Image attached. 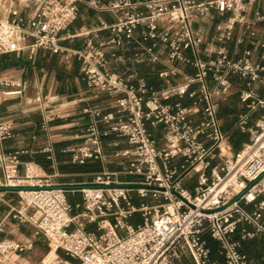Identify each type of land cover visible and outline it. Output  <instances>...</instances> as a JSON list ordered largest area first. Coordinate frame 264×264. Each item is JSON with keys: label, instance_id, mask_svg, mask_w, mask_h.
<instances>
[{"label": "built area", "instance_id": "2783aa9c", "mask_svg": "<svg viewBox=\"0 0 264 264\" xmlns=\"http://www.w3.org/2000/svg\"><path fill=\"white\" fill-rule=\"evenodd\" d=\"M82 1L4 0L0 56L28 53L32 58L41 49L64 51L62 33L77 21ZM111 9L122 16L116 25L102 23L114 34L110 40L99 45L88 40L84 50H65L80 61L88 87L117 99L109 112L86 108L89 121L81 139L63 153L73 164L94 161L105 168L78 187L82 203L73 205L69 191L48 177L34 169L20 176L9 167L19 164V152L2 153L5 178L0 187L15 190L20 201L12 216L33 225L35 236L68 257L53 264H181L184 258L193 264H254L241 247L243 241L264 237V99L254 89L264 85V53L255 61L258 50L264 51L259 35L264 0H122ZM214 12L228 17L216 27L209 47L196 23ZM138 26H143L142 41L150 45L134 61L158 65L160 49L168 65L160 78H180V83L159 89L144 77L125 78L108 69L107 48L123 47L126 32ZM233 78L246 80L248 87L240 94L246 112L236 127L250 135V143L237 153L216 107L217 99L229 96ZM22 94V84L0 82V109ZM173 98L180 101L172 103ZM101 125L129 148L104 140ZM15 137L13 123L0 119V145ZM107 148L117 149L112 161L125 163L124 169L108 168ZM135 214L142 219L137 226L128 222ZM33 249L34 242L2 241L0 264Z\"/></svg>", "mask_w": 264, "mask_h": 264}, {"label": "crops", "instance_id": "0c3cea01", "mask_svg": "<svg viewBox=\"0 0 264 264\" xmlns=\"http://www.w3.org/2000/svg\"><path fill=\"white\" fill-rule=\"evenodd\" d=\"M4 0H0V4ZM122 0H83L79 4V17L68 30L62 33L60 46L63 49L84 50L86 42L92 40L96 45L110 40L113 37L111 29H103L102 23L108 26L116 25L120 13L111 9ZM133 3H142L147 0H128ZM141 11H146L144 8ZM227 14L212 13L209 18L198 20L196 27L203 31L206 44L210 43L216 34V27L224 23ZM143 26H138L133 32H126L123 47L107 48L110 63L108 69L125 78L136 75L144 77L156 88H165L171 84L180 83V78H160L159 73L167 69V54L158 50L161 63L137 64L135 54L142 53L150 42H143L141 32ZM260 37L264 38V29L260 30ZM231 44V50L233 49ZM247 45L240 48V54ZM53 54L48 50H38L31 58L28 53L21 56L15 54L0 56V82L22 84L23 94L4 102L0 109V119L12 122L16 137L0 145L2 153L14 154L19 152V164H8L18 175L24 176L28 169L36 170L40 175L48 177L56 186L69 191L68 201L73 204L82 203V194L77 188L92 181L96 173L105 166L100 162L89 161L86 164H73L71 157L63 153L65 148L77 144L88 124L89 116L84 113L86 108L112 111L117 96L101 93L88 87L81 76V63L76 57L66 51ZM264 53L258 50L256 62ZM113 55H116L113 57ZM184 73L193 74L194 71L177 65ZM2 87V90H9ZM247 81L241 78L232 79L230 94L226 100L217 99L216 107L220 123L224 132L230 136V145L234 153L243 150L250 143V135L241 133L237 129L239 117L246 112L240 101V94L247 90ZM254 89L259 98L264 99V85L257 84ZM180 101L173 98L172 103ZM184 103H188L184 101ZM259 114L250 118L249 125L253 126ZM101 131L106 134L107 142H118V149L129 148V145L116 134L110 132L106 125H101ZM162 135V131L158 132ZM115 148H107L106 153L110 163V170H122L125 163L116 164L112 160ZM5 178L3 166L0 162V182ZM190 184H193L192 181ZM136 204L140 203L135 198ZM20 201L15 190L0 187V224H4V233L0 234V242L13 241L21 244L34 242V249L14 254L6 264H22V261L31 259L37 249L46 240L35 236L36 228L27 223H21L12 214L19 207ZM128 222L134 226L142 222L141 215L135 214ZM93 232L95 226L88 225ZM121 235L122 232H119ZM190 259L184 258L181 264H188Z\"/></svg>", "mask_w": 264, "mask_h": 264}, {"label": "rangeland", "instance_id": "374dc122", "mask_svg": "<svg viewBox=\"0 0 264 264\" xmlns=\"http://www.w3.org/2000/svg\"><path fill=\"white\" fill-rule=\"evenodd\" d=\"M110 160H113V158L111 157ZM61 260H68L66 254L53 244L45 241L39 246L37 253L31 259L25 260V262L22 261V264H53ZM188 262V264H193L191 260ZM73 263L79 264L78 261H73Z\"/></svg>", "mask_w": 264, "mask_h": 264}, {"label": "trees", "instance_id": "16d2710c", "mask_svg": "<svg viewBox=\"0 0 264 264\" xmlns=\"http://www.w3.org/2000/svg\"><path fill=\"white\" fill-rule=\"evenodd\" d=\"M207 242L213 250L216 249V243L210 238H207ZM241 252L247 254L254 264H264V237L243 241Z\"/></svg>", "mask_w": 264, "mask_h": 264}]
</instances>
